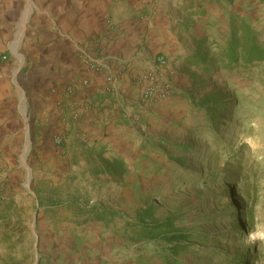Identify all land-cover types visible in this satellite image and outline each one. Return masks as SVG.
<instances>
[{
  "label": "rangeland",
  "instance_id": "374dc122",
  "mask_svg": "<svg viewBox=\"0 0 264 264\" xmlns=\"http://www.w3.org/2000/svg\"><path fill=\"white\" fill-rule=\"evenodd\" d=\"M224 4L216 18L183 26L174 35L177 50L172 42L157 55L167 60L158 85L171 93L135 99L138 106L160 104L135 109L125 136H116L115 191L98 190L81 160L68 157L65 130L42 122L19 84L22 51L7 58L18 91L12 114L8 99L0 104V264L76 263L82 222L97 216L95 206L88 208L93 201L116 204L119 264L159 256L171 264L141 228L168 219L194 244L178 264H264V61L246 66L238 56L230 65L222 50L233 24L243 22L264 46V0ZM146 80L145 90L155 87ZM84 130L74 144L87 145ZM252 207L254 226L244 229L239 216Z\"/></svg>",
  "mask_w": 264,
  "mask_h": 264
},
{
  "label": "crops",
  "instance_id": "0c3cea01",
  "mask_svg": "<svg viewBox=\"0 0 264 264\" xmlns=\"http://www.w3.org/2000/svg\"><path fill=\"white\" fill-rule=\"evenodd\" d=\"M224 1L0 0V104L8 99L6 113L15 110L18 84L11 59L2 58L19 49L24 54L19 84L42 122L65 130L68 157L81 160L98 190L115 191L116 136H125L135 109L160 104L135 101L146 91L148 69L170 43L176 47L174 35L192 19L206 23L225 12ZM87 52L92 69L84 62ZM83 128L87 145L74 144ZM92 206L97 216L82 222L81 253L71 264H119L116 204L93 201ZM155 260L146 264H166L161 256Z\"/></svg>",
  "mask_w": 264,
  "mask_h": 264
},
{
  "label": "trees",
  "instance_id": "16d2710c",
  "mask_svg": "<svg viewBox=\"0 0 264 264\" xmlns=\"http://www.w3.org/2000/svg\"><path fill=\"white\" fill-rule=\"evenodd\" d=\"M222 50L230 65L237 63L238 56L243 58L246 66L264 61V46L260 45L252 27L245 22L241 25L233 24L232 32ZM246 205L247 203H243L242 207L245 208ZM239 219L244 229L252 228L255 221L254 208L246 213L241 212ZM141 228L144 238L159 241L168 251L166 259L171 264H178L182 253H186L190 246L194 245L190 240L191 234L177 228L171 219L156 224H144ZM253 263L254 259L245 264Z\"/></svg>",
  "mask_w": 264,
  "mask_h": 264
},
{
  "label": "built area",
  "instance_id": "2783aa9c",
  "mask_svg": "<svg viewBox=\"0 0 264 264\" xmlns=\"http://www.w3.org/2000/svg\"><path fill=\"white\" fill-rule=\"evenodd\" d=\"M90 51L91 50H89V52ZM89 52H87L86 55L84 56V62L90 69H92L95 67V62L93 60V56ZM2 59L6 60L7 58L3 57ZM166 64H167V60L165 56L160 55L157 57L155 66H153V68L150 70V72L147 75V77L150 78V80L154 83L155 87H150L144 92L145 98H156L158 100H161L167 98L170 95L171 91L167 86L166 87L163 86V88H160V85H158L159 75L165 68ZM54 142L57 146H60L63 144V138L57 136L55 137Z\"/></svg>",
  "mask_w": 264,
  "mask_h": 264
},
{
  "label": "water",
  "instance_id": "95a60500",
  "mask_svg": "<svg viewBox=\"0 0 264 264\" xmlns=\"http://www.w3.org/2000/svg\"><path fill=\"white\" fill-rule=\"evenodd\" d=\"M26 135H27V140H28V144H29V146H28V151H30V149H31V143L29 142V137H30V135H29V126L27 125V127H26ZM27 144V145H28ZM29 153V152H28ZM28 183H30V177H29V180H28Z\"/></svg>",
  "mask_w": 264,
  "mask_h": 264
}]
</instances>
